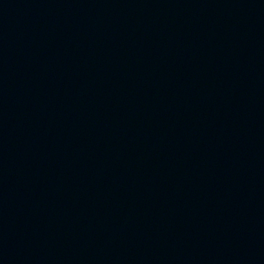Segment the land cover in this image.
Listing matches in <instances>:
<instances>
[{
  "label": "water",
  "instance_id": "1",
  "mask_svg": "<svg viewBox=\"0 0 264 264\" xmlns=\"http://www.w3.org/2000/svg\"><path fill=\"white\" fill-rule=\"evenodd\" d=\"M0 28L204 264H264V0H0Z\"/></svg>",
  "mask_w": 264,
  "mask_h": 264
}]
</instances>
